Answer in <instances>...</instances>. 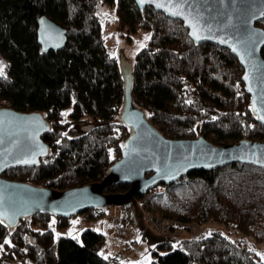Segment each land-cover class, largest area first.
I'll use <instances>...</instances> for the list:
<instances>
[{
  "label": "trees",
  "instance_id": "obj_1",
  "mask_svg": "<svg viewBox=\"0 0 264 264\" xmlns=\"http://www.w3.org/2000/svg\"><path fill=\"white\" fill-rule=\"evenodd\" d=\"M106 3L115 5L122 27L150 33L130 63L131 98L164 138L200 135L215 146L242 139L264 143V127L251 115L239 61L217 45L191 42L179 21L151 7L139 10L133 0H0V52L8 62L0 76V106L40 113L51 126L42 138L49 148L46 159L33 168L8 169L3 178L65 191L101 182L120 158L122 142L131 132L119 121L124 100L120 61L109 54L101 35L97 11ZM41 17L66 30L63 50L40 49L36 32ZM257 26L264 29V19ZM81 121L90 124L85 132L65 137ZM129 189L118 184L104 193ZM151 191L143 208L152 215L184 224L215 222L234 232L246 219L249 234L264 241V169L232 163L192 172ZM142 198L135 195L136 202ZM48 219L38 213L16 225L0 223V258L19 257L32 264H114L98 253L103 234L84 231L69 239L37 231L38 223ZM152 254L153 264H264L244 240L219 231L176 245L159 242Z\"/></svg>",
  "mask_w": 264,
  "mask_h": 264
},
{
  "label": "water",
  "instance_id": "obj_2",
  "mask_svg": "<svg viewBox=\"0 0 264 264\" xmlns=\"http://www.w3.org/2000/svg\"><path fill=\"white\" fill-rule=\"evenodd\" d=\"M139 10L151 7L168 20L179 21L196 45L210 43L228 50L239 61L241 82L250 97V111L264 127V29L257 26L264 19V0H133ZM157 3L166 6L157 7ZM173 12H179L174 15ZM43 21V23H41ZM191 23H196L201 39L191 35ZM37 41L43 53L58 52L66 44V30L47 17L37 22ZM224 40V43H221ZM233 47L236 51H233ZM248 76L245 80L244 77ZM123 104L119 121L131 132L122 143L121 157L103 176L101 182L65 191L34 187L28 183L10 181L3 174L14 167H36L46 159L49 148L42 138L51 126L42 114L20 113L0 108V220L16 225L38 213L69 219L92 209L132 207L135 195L157 186H168L192 172L210 171L232 163L264 169V143L242 139L231 145L215 146L200 135L196 139L164 138L146 119L131 98L130 70L121 65ZM255 109V110H253ZM25 161H35L34 163ZM128 185L124 194H105L113 185Z\"/></svg>",
  "mask_w": 264,
  "mask_h": 264
},
{
  "label": "rangeland",
  "instance_id": "obj_3",
  "mask_svg": "<svg viewBox=\"0 0 264 264\" xmlns=\"http://www.w3.org/2000/svg\"><path fill=\"white\" fill-rule=\"evenodd\" d=\"M97 13L101 27V35H103L104 45L109 54L120 61V65H122L125 71L130 70V63H132L135 54L147 45L150 33L142 29L133 32L127 27H122L117 21L115 5L106 3L98 9ZM146 37L148 38L145 39ZM0 61L3 62V71L5 74L8 62L3 58L1 52ZM89 125L86 121L78 122L70 126L64 135L68 138L78 137L85 132V129ZM130 208L133 216L126 224L125 237H121L115 227L116 219L122 216L123 210L121 208H105L106 215L98 220L101 228H95L94 231L102 233L105 236V243L98 251L104 259L110 258L112 260L116 256L121 255L127 258L120 261L123 264H153L156 258L153 256L152 250L159 242L168 240L173 245H176L182 239H191L192 237L203 235L208 236L213 231H219L232 240H244L246 246L253 250L257 257H260L264 263V258H262L264 256V241H255L253 236L249 234L246 219L240 224L241 228L238 232H234L219 226L215 222L197 225L195 223H179L173 219L167 220L163 218L162 214L152 215L147 212L141 207L140 202H136ZM80 236L81 233L77 237L79 238ZM124 241H128V243L134 242L136 248L131 253L125 254L128 245H125ZM162 254H167V252Z\"/></svg>",
  "mask_w": 264,
  "mask_h": 264
},
{
  "label": "built area",
  "instance_id": "obj_4",
  "mask_svg": "<svg viewBox=\"0 0 264 264\" xmlns=\"http://www.w3.org/2000/svg\"><path fill=\"white\" fill-rule=\"evenodd\" d=\"M151 193H153L151 191ZM143 198L140 200V205L143 208V206L146 203V197L142 196ZM122 216L115 222V227L117 231H119V234L121 237H125L126 234V224L128 221L132 218V211L130 207L121 208ZM91 214L82 213V215L78 216H71L69 219H62L57 218L55 216L50 215L49 219L42 223H38L36 226L37 231H43L48 232L52 231L56 233L59 237L64 236L66 238L72 239L78 236L79 233L82 234L84 231H93L95 228H100V222L98 221L100 218H103V216L106 215V209H92ZM79 219V220H78ZM63 220V221H61ZM55 221L53 224L52 222ZM76 221L77 223H73ZM51 225V227H50ZM125 245H128L127 253H131L136 248V244L134 242L124 241ZM123 256H116V258H113L111 260V263L117 264L120 263ZM0 264H32L30 261L28 262L25 259L22 258H0Z\"/></svg>",
  "mask_w": 264,
  "mask_h": 264
},
{
  "label": "snow or ice",
  "instance_id": "obj_5",
  "mask_svg": "<svg viewBox=\"0 0 264 264\" xmlns=\"http://www.w3.org/2000/svg\"><path fill=\"white\" fill-rule=\"evenodd\" d=\"M141 2H144V0H141ZM184 2H185V0H178V3L175 5V7H177V8L182 7V4H183ZM169 3H171V0H169ZM156 6H157V7H161V8H163V7H165L166 5H165L164 3H157ZM173 14H174V15H178L179 12H173ZM41 23H43V21H41ZM191 27L193 28V31H192L191 35H193V37H194L196 40L201 39V36L198 34L197 24H196V23H191ZM147 38H148V37H146L145 39H147ZM224 42H225L224 40H221V43H224ZM233 51H236V48H235V47H233ZM3 68H4V66H3V62L0 61V76H4ZM244 79L247 80V79H248V76L246 75V76L244 77ZM190 102H191V101H189V103H190ZM253 110H255V109H253ZM62 115H67V113H62ZM258 118L261 119V120H264V115H260ZM57 143H59V141H57ZM262 151H264V149H262ZM25 162H26V163H27V162L34 163L35 161H25ZM261 163H264V161H261ZM2 222H3V221L0 220V223H2ZM52 223L54 224L55 221H53ZM73 223L75 224V223H77V222L74 221ZM50 227H51V225H50ZM8 243H10V242L6 239V240H5V244H8ZM262 258H264V256H262Z\"/></svg>",
  "mask_w": 264,
  "mask_h": 264
},
{
  "label": "crops",
  "instance_id": "obj_6",
  "mask_svg": "<svg viewBox=\"0 0 264 264\" xmlns=\"http://www.w3.org/2000/svg\"><path fill=\"white\" fill-rule=\"evenodd\" d=\"M136 222H138V221H136ZM136 222H135V224H136ZM138 224V223H137ZM113 226V225H112ZM101 228V227H100ZM103 229H104V226H103ZM102 234V233H101ZM120 250H121V248H120Z\"/></svg>",
  "mask_w": 264,
  "mask_h": 264
}]
</instances>
